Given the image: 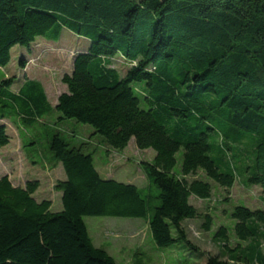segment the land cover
I'll return each mask as SVG.
<instances>
[{"label":"trees","instance_id":"16d2710c","mask_svg":"<svg viewBox=\"0 0 264 264\" xmlns=\"http://www.w3.org/2000/svg\"><path fill=\"white\" fill-rule=\"evenodd\" d=\"M65 29L87 47L64 75L56 106L40 81L14 90L8 77L1 108L19 111L23 129L57 112L59 121L89 125L110 149L132 139L153 149L144 163L150 188L103 178L93 141L73 145L54 128L49 148L66 174L57 184L63 208L33 196L38 180L16 187L0 177V264H118L94 244L89 216L144 219L159 248L199 252L184 225L201 217L193 197L209 200L213 182L229 191L242 179L264 198V0H0V67L15 46L59 41ZM118 57L128 64L124 75L114 68ZM1 120L0 149L10 143ZM232 216L247 245L229 248L222 227L226 249L206 264H264V209L237 206ZM212 225L205 214L204 228Z\"/></svg>","mask_w":264,"mask_h":264},{"label":"rangeland","instance_id":"374dc122","mask_svg":"<svg viewBox=\"0 0 264 264\" xmlns=\"http://www.w3.org/2000/svg\"><path fill=\"white\" fill-rule=\"evenodd\" d=\"M86 47V40L68 29L64 30L59 41L38 38L29 50L15 46L11 50L10 64L5 68L0 67V81L13 77L16 80L14 90H18L26 79L40 81L49 102L55 107L59 96L67 91V85L63 83L64 75L72 71L76 54ZM22 61H25V67ZM114 68L124 75L128 64L118 57L114 61ZM19 116V111L1 108L0 104L1 124L7 126L10 136L9 145L0 149V177L8 176L16 187H25L28 181L38 180L40 187L33 196L39 201H52V210L60 211L63 208L62 192L57 189V184L66 179L62 163L53 159L49 148L54 128L63 131L73 145L93 141L91 149L97 147L95 165L103 178L135 184L148 192L150 182L144 163L154 160L156 153L153 149H139L134 139L124 150L110 149L90 136L92 128L89 125L79 124L73 119L59 121L57 112L42 116L35 125H26L27 130L17 125ZM67 129L77 133V136L71 137L65 132ZM177 158L176 170H179L182 151ZM213 185L211 199H191L201 212V217L184 224L190 241L199 248V252L180 247L159 248L144 219L109 216H89L84 219L94 244L104 248L118 264H206L209 255L223 254L226 249L217 239L222 227L227 230L229 248L247 245L235 232L237 220L232 213L237 206L264 209L263 192L259 186H247L242 179L237 180L229 191L215 182ZM153 190L158 193L157 188L153 187ZM207 213L213 217L210 231L204 228V215ZM225 258L228 259L227 256Z\"/></svg>","mask_w":264,"mask_h":264},{"label":"crops","instance_id":"0c3cea01","mask_svg":"<svg viewBox=\"0 0 264 264\" xmlns=\"http://www.w3.org/2000/svg\"><path fill=\"white\" fill-rule=\"evenodd\" d=\"M38 200V199H37ZM39 201V200H38Z\"/></svg>","mask_w":264,"mask_h":264}]
</instances>
